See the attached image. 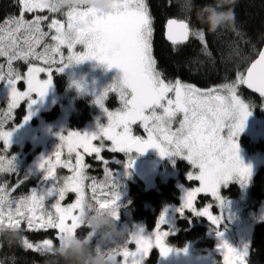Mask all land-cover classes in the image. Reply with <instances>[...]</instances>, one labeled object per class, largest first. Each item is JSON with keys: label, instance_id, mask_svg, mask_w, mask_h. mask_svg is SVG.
Returning a JSON list of instances; mask_svg holds the SVG:
<instances>
[{"label": "snow or ice", "instance_id": "6c2138e0", "mask_svg": "<svg viewBox=\"0 0 264 264\" xmlns=\"http://www.w3.org/2000/svg\"><path fill=\"white\" fill-rule=\"evenodd\" d=\"M19 15H10L0 23V57L7 58L8 71H2L0 81H6L10 88V100L7 111L0 120V141L5 150L10 146L11 130H4V123L12 118V112L22 100H28L33 93L43 98L53 82V70L63 68L89 59H96L108 67L115 66L123 72L119 84L109 87L104 97L97 100L101 107L108 92H117L122 108L116 112H105L107 126H99L96 133L70 131L65 136L59 134L60 143L48 157L42 158L39 168L45 173L44 179L51 181L45 194H38L35 189L30 194L12 197L7 183L0 184V225L21 230L26 225L28 231L56 230V241L66 233H76L81 226L80 216L85 203L91 202L100 209H112L115 219L119 218V184L113 173L106 167L107 160L101 155L107 147L110 152L143 154L150 148L158 150L161 157L182 156L197 173L189 172L188 179L200 182V186L186 190L183 196L181 212L187 210L197 216L206 217L211 224L218 226L221 220L210 211L212 205L197 210V194H210L219 200V188L234 177L247 181L250 167L245 166L238 155V143L234 139L243 131L246 118L251 114L249 103L237 94L239 85H246L261 97H264V50L250 63L246 72L238 73L232 83H225L216 88L201 89L181 80H166L157 69L153 57V17L146 0H115L114 11L99 14L93 10H71L64 14L65 21L47 15H35L26 19V13L47 12L56 14L49 8L47 0H17ZM92 17L90 27L77 29L78 20ZM239 35V33H237ZM166 37L173 45H183L190 38L198 40L207 50L206 32L193 30L188 19H168ZM51 41V43L48 42ZM83 51L75 52L77 46ZM66 47L68 55L61 51ZM211 55V53H207ZM23 60L29 64L26 75L21 76L13 67V61ZM39 61L44 66L32 63ZM59 65V67H55ZM46 73V79L39 75ZM24 80L26 91H20L17 83ZM130 90V92H129ZM32 104L36 101L31 100ZM30 115V114H29ZM29 117H25L28 119ZM140 123L147 138L134 136L132 125ZM176 124L175 128L173 125ZM226 130V132H225ZM99 141V145L93 144ZM105 141L111 145L106 146ZM67 148L68 158L61 159L62 149ZM82 149V152L80 151ZM75 154L73 162L72 154ZM92 156L104 165L105 180L98 181L88 175L91 167L85 163V155ZM133 161L127 162L131 168ZM57 167L68 169L71 175L59 177ZM14 158L0 155V173H14ZM91 180L86 185V181ZM22 183V181L20 182ZM19 187V184L16 185ZM86 187L91 190V197L86 199ZM68 193H75L73 203L62 205ZM55 195V202L46 207V198ZM162 215L156 230L151 236L142 235V229L131 233L120 248L113 251L115 258L122 256L123 264H145V258L156 247L161 255L170 251L166 243L169 232L162 231ZM91 235V234H89ZM217 235H222L217 232ZM135 243V251H130L129 243ZM52 238L40 242H30L22 238V246L27 250L43 252L53 245ZM224 254V264H246V252L237 251L227 241L219 245ZM117 261V260H116Z\"/></svg>", "mask_w": 264, "mask_h": 264}, {"label": "rangeland", "instance_id": "374dc122", "mask_svg": "<svg viewBox=\"0 0 264 264\" xmlns=\"http://www.w3.org/2000/svg\"><path fill=\"white\" fill-rule=\"evenodd\" d=\"M83 10H93L94 12H96L95 9L90 8ZM51 14L52 13H49L47 12V10H45L44 12L26 13L25 18L32 19L35 15H47L49 17V20L44 22V28L47 31V23H49L52 18L60 19L62 21L66 20V17H64L60 13L52 15ZM48 42L51 43L50 40H48ZM61 51L63 52L65 57L68 55V50L66 47H62ZM73 51L81 52L83 51V46L77 45L73 49ZM6 60V57H0V64H3ZM16 61H20L27 66L24 74L26 75L29 64L24 62L23 60ZM32 63L39 66H44L39 61H33ZM55 67H59V65L54 66V68ZM56 73L66 75L68 80L67 88L69 92L67 90L63 91L62 93L56 92V86L54 82ZM122 77L123 72L119 68L115 66L108 67L107 64L98 62L96 59H89L80 63H72L64 67L63 71L56 72L55 70H53V82L52 85L47 89L45 96L43 98H40L37 94L34 95L35 93H33L30 99L27 100V109L21 115L20 121H15L17 113L16 111L12 112V118L6 120L7 127L4 128V130H11L12 132L10 142L18 143L19 141H31L35 147H39L36 155L27 163L20 162L21 160L17 155V158H15L13 154L9 155L10 158H15V161L18 160L16 162V165H18L19 163L23 164V166L25 167L24 170L27 171L28 176H34L33 174H40L37 184L31 185L29 192L25 195L30 194L31 190L33 189H35L38 194H45L46 190L51 186V181H46L44 179L45 173L42 169L39 168V163L42 158L50 156L55 151L57 145L60 143L59 134H64L66 136L70 131H76L82 134L96 133L99 131V126H107L108 124V116L105 112V108L108 111L112 112H116L117 110L122 108V102L117 92H108L106 98L103 99L104 107H101L100 104L97 103L98 99L104 97V93L109 89L110 86L119 84ZM39 78L46 79L47 74L41 73L39 75ZM0 85L4 87L8 91V93H10L11 85H9L6 81H1ZM17 88L20 91H26L27 85L26 88L21 89L17 84ZM83 94H86L90 97V99H92L96 106V111L94 112L92 118L87 121L82 127H71L69 126L68 121L70 111L73 109V105L72 103L70 105L67 99L70 98L72 102L76 99V97ZM110 94H113L116 97V104L113 108H109L107 105V98ZM237 94L246 103H249V111L251 114L245 120L243 131L240 132L237 137H234V139L238 143V155L242 163L245 166L250 167L251 174L247 181H241L239 178L234 177L226 184H222L219 188V200L214 199L210 194H197V198L194 202L197 210H202L204 207L212 205L210 211L212 212V214L218 216L221 220V223L216 226L211 224L210 221L205 217L207 219V235L208 237L213 239L212 245H197L196 243L189 242L185 246L179 248L168 242V238L172 234L177 232V214H182V198L186 190H190L200 186L199 181H191L188 179V173H197L198 169L191 167L184 170V180L183 178H181V176H179L176 168L174 166H171L170 163L174 165V160L184 159L182 156H167L168 164L162 169L160 177L161 182H165L170 178H174L176 180L178 188L180 189V204L174 202L164 204L153 227H149L144 221L134 220L132 218L130 210L124 209V198L120 195V200L118 201V204L120 205L119 218L116 220L118 225H127L132 233L142 229V235L151 236L152 233L156 230L159 218L162 215L164 216L165 222L160 226V228L162 231L169 232V235L166 238V243L169 246L170 251L167 256H163L161 255L160 250L154 247L158 250L157 258L154 264H224V254H222V249H220L219 247L221 241H227L228 244L235 248L237 251L246 252L245 261L246 264H248V255L250 253L253 229L255 228L257 223L264 220V199L260 200L259 202H255L249 194V187L253 177L257 173L260 166L264 164V148L257 145L259 141H263L264 143V97L262 98V102L259 105L261 113H257L249 101L244 99L238 92ZM58 96H64L62 102L60 103L61 105L59 113L54 117H47L43 113L51 110L52 105L60 100V98L57 99ZM0 99L5 101V105L3 106L2 111L6 112L10 97H0ZM31 100H35L36 102L32 104L30 102ZM25 117L29 118L25 119ZM0 119L4 120L5 117L3 115H0ZM135 126L144 130L140 123L137 122V124L132 125V132L133 129H135ZM176 126L178 125L174 124L173 128H175ZM143 138H147V133L145 132V130ZM93 144L99 145V141H93ZM105 145L110 146L111 142L105 141ZM105 150L107 151V147L105 148ZM80 151L82 152V149ZM104 151H102L101 153L102 156ZM84 155L85 163H87V154ZM155 155L160 154L157 149L152 148L151 156ZM5 157L7 156L5 155ZM132 157L131 153H126L123 159L117 155H112L110 157L104 158L107 160V164L105 166L111 169L114 180L116 182L129 180L134 176L131 168L127 167V162ZM67 158L68 152L67 148L65 147L62 149L61 159L65 160ZM72 158L74 162V153L72 154ZM110 161L118 163V167H112L111 165H108ZM60 168L62 167H57L56 169L57 176L63 177L71 175L70 172L62 174L58 173V170ZM1 174L2 173H0V175ZM100 179L101 181L105 180L104 173H102L101 177H99V181ZM1 180H3L2 177ZM1 180L0 184H2ZM231 185H236L238 187L239 192L237 195H229L225 192ZM89 190V188H86V199H88ZM200 195H206L208 196V198L202 200L200 198ZM75 198V193H68L65 200L61 203L62 205L66 206L69 203H73L75 201ZM54 200V194L51 197H47L45 202L46 207H50L51 203L55 202ZM123 211L125 216L124 220H122ZM217 232L221 233L222 235L218 236ZM127 246L130 251H135L136 249V245L134 242L129 243ZM151 251L145 258V264H148L147 259L150 256ZM123 259L124 258L122 256H117V264H123Z\"/></svg>", "mask_w": 264, "mask_h": 264}, {"label": "trees", "instance_id": "16d2710c", "mask_svg": "<svg viewBox=\"0 0 264 264\" xmlns=\"http://www.w3.org/2000/svg\"><path fill=\"white\" fill-rule=\"evenodd\" d=\"M196 5L203 7L206 4H214L215 0H194ZM151 16L153 17V57L157 61V69L164 74L166 80L176 79L192 84L198 88H216L225 83H232L238 73L246 72L250 63L255 60L264 45V0H236L234 5L235 23L232 27L220 29L215 33L206 32L207 24H201L198 20V11L184 9L183 0H146ZM10 15H19V4L17 0H0V23ZM52 15V14H51ZM188 19L193 30L205 29L208 48L205 50L201 43L195 38L183 45H173L165 37L166 22L170 18ZM239 33V35L237 34ZM207 53H211L208 55ZM55 86L58 93H62L68 86L65 74H55ZM237 92L252 104L257 113L262 98L258 93L250 91L245 85H239ZM116 104V97L110 94L107 98V105L113 108ZM59 106L52 107L44 112L47 117L56 116L59 113ZM96 106L92 99L86 94L79 95L73 103V109L69 114L68 124L71 127H82L89 121ZM134 130L139 127L135 126ZM264 148L263 141L257 143ZM117 155L123 159V153L104 151L103 157ZM87 164L91 168L87 170L90 177L99 181V171L94 167H100L101 161L95 160V154L86 156ZM108 165L118 167V163L109 162ZM179 169L182 167L177 163ZM69 170L60 168L58 173H67ZM184 175V176H183ZM184 170L181 178L184 179ZM185 180V179H184ZM101 181V179H100ZM194 181V180H191ZM86 185L91 180L85 182ZM120 195L124 198L125 210L129 209L134 220L144 221L149 227H153L157 221L161 208L166 203L180 204V189L174 178H170L160 185L159 189L148 191L144 184L134 175L129 180L118 182ZM87 188V187H86ZM88 189V188H87ZM29 190L26 191L28 193ZM229 195H237L239 189L231 185L226 191ZM249 194L253 201L259 202L264 199V164L260 166L254 175ZM18 194V190L14 192ZM25 193V194H26ZM13 196V193L11 192ZM20 196L23 194H19ZM16 196L19 198L20 196ZM92 195L89 190L90 198ZM204 200L206 195H200ZM200 203V202H199ZM124 210V211H125ZM124 211L122 220L125 219ZM207 219L194 215L190 211H183L177 214V232L168 238V242L176 247H183L189 242L200 244H213V239L207 235ZM79 234H85L87 228L81 226L77 230ZM22 238L30 242H40L45 238H52L56 241V230L28 231L26 225H21L19 239L9 243L0 237V264H45L47 257L41 252L27 250L22 246ZM157 249L153 248L147 259L148 264H154L157 258ZM248 264H264V220L257 223L252 232Z\"/></svg>", "mask_w": 264, "mask_h": 264}, {"label": "clouds", "instance_id": "9594fccd", "mask_svg": "<svg viewBox=\"0 0 264 264\" xmlns=\"http://www.w3.org/2000/svg\"><path fill=\"white\" fill-rule=\"evenodd\" d=\"M235 2L236 0H215L214 4L200 7L194 0H183L182 7L202 14V18L197 15L198 20L202 25L207 24L206 32L211 34L234 25ZM47 3L49 8L60 14L90 8L107 15L114 11L115 0H47ZM91 19L92 17H87L78 20L74 27L86 30L90 27ZM201 30L205 31L204 28ZM80 223L87 228V232L83 235L78 232L64 233L42 252L47 257L45 264H117L112 253L128 240L132 233L128 226L118 225L112 209H100L87 201ZM0 237L11 243L19 239V231L0 225Z\"/></svg>", "mask_w": 264, "mask_h": 264}, {"label": "flooded vegetation", "instance_id": "af4514ba", "mask_svg": "<svg viewBox=\"0 0 264 264\" xmlns=\"http://www.w3.org/2000/svg\"><path fill=\"white\" fill-rule=\"evenodd\" d=\"M0 65H3L2 71L4 73H7V71H8L7 60L3 64H0ZM12 67L16 72L20 73L21 76H24L25 71L27 69V66L20 61H13ZM17 84L21 89L26 88V83L23 79L20 80ZM66 90L68 91L67 87H66V89H64V91H66ZM56 92L58 93L57 89H56ZM34 95H36V94H34ZM0 97H10V93H8V91L4 87H2L1 85H0ZM59 98H60V100L57 101L56 103H54L52 105V107L58 105L60 108V105H61L60 103L62 102L64 96L63 97L58 96L57 99H59ZM67 100L69 101L70 105H71V103L73 105V103L75 102V100H73L71 102L70 98ZM4 105H5V101L0 99V115H3V113H4L2 111ZM26 109H27V100L25 99V100H22L20 102L19 106L13 110V112L16 111V113H17L15 121L21 120V115L26 111ZM6 127H7V123L5 122L4 128H6ZM132 134L134 136H141L143 138L144 130H142L141 128H138L137 130L133 129ZM38 150H39V147L38 146L35 147L31 141H21V142L19 141L18 143H16V142L11 143L10 142L9 148L7 150H5L4 145H3V141H0V155H3V156L6 155L7 158H10L9 157L10 154H13L15 156V158H17L16 157V155H17L18 158L21 160L20 162H23V163H27L29 160H32L33 157L36 155ZM122 153H123V155H126V153H124V152H122ZM133 154H134V156H133ZM151 154H152V148H151L150 155L147 157L161 156V155L151 156ZM131 157H132L131 160H133L135 158H142L141 156L135 154L133 151L131 152ZM15 158H14L15 172L14 173H2L0 175L3 178V180H1V177H0L2 184L7 183L9 190H11L14 187H15L14 192H16V190H18V192H19L18 194H15L14 192H12L14 197L18 196L19 194L25 195L26 191L30 190L31 185L37 184V181L39 179L38 177L40 175V174H33L34 176H28L27 171L24 170L25 167L23 166V164L19 163L18 165H16V162L18 160L15 161ZM164 158H165V161H164V164L162 165V167L160 169L159 177L157 179V189H159L160 185L163 183L160 181L161 171L168 164L167 157H164ZM178 162L182 167H185V169L184 168L179 169L177 166ZM173 163H174V165H172V163H170V164H171V166H174L176 168L179 176H182L183 170H186V169L192 167V165L186 159L174 160ZM89 165L91 166V164H89ZM89 168H91V167H89ZM89 168L87 170H89ZM93 169H94V171H99V172L104 173L103 163L100 167L97 166V167H94ZM102 173H99V175H101ZM21 181H22V183H20ZM17 184H19V187H16Z\"/></svg>", "mask_w": 264, "mask_h": 264}, {"label": "water", "instance_id": "95a60500", "mask_svg": "<svg viewBox=\"0 0 264 264\" xmlns=\"http://www.w3.org/2000/svg\"><path fill=\"white\" fill-rule=\"evenodd\" d=\"M170 19H177V18L172 17ZM165 37H166V27H165ZM167 41L171 43L168 39ZM261 50H264V45ZM249 90L252 91L251 89ZM133 152L142 157V158H135L132 160L133 165L131 167V170L133 171L134 175L144 184L146 190L148 191L156 190L157 179L159 177L160 169L164 164L165 158L161 156L147 157L151 153V148L145 151L143 154L137 153L136 151Z\"/></svg>", "mask_w": 264, "mask_h": 264}]
</instances>
